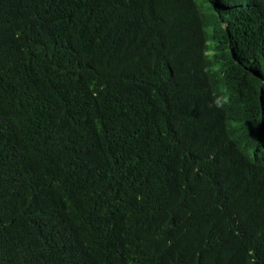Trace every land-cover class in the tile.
<instances>
[{
  "label": "trees",
  "instance_id": "1",
  "mask_svg": "<svg viewBox=\"0 0 264 264\" xmlns=\"http://www.w3.org/2000/svg\"><path fill=\"white\" fill-rule=\"evenodd\" d=\"M197 1L0 0V264H264V0Z\"/></svg>",
  "mask_w": 264,
  "mask_h": 264
},
{
  "label": "clouds",
  "instance_id": "2",
  "mask_svg": "<svg viewBox=\"0 0 264 264\" xmlns=\"http://www.w3.org/2000/svg\"><path fill=\"white\" fill-rule=\"evenodd\" d=\"M245 2L248 4L250 2V0H245ZM205 3H207L205 0H198L197 1L198 6L204 5ZM228 4L231 5V3H228ZM211 46H214V44L208 45L207 47H211ZM214 48H215V46H214ZM205 50H206V48H205ZM215 50H216V48H215ZM183 58L184 57H182L178 60H173L169 56V58H168L170 60L169 62H165L162 60V70H167L169 77L173 81H178L180 71L183 68L181 66ZM179 85H180V83H179ZM236 104H238V105L236 106ZM236 104L234 105V109L239 108L241 111L244 110V108L242 106H240L243 104L242 102H238ZM178 106H179L178 97L177 98H165L164 103H160L157 108L152 107L149 111L146 110L145 115H142L138 111V109H136L135 112H130V113L135 114L136 117L140 120L141 124L144 127H150V125L152 123H154L155 125L156 124L171 125L178 118V116H177ZM153 111H157V112L155 113ZM122 127H124L122 115L118 114V129H121ZM242 139H244V136L240 137L237 141L242 140ZM252 141H253V139H251V142ZM257 144L260 145V140L257 141Z\"/></svg>",
  "mask_w": 264,
  "mask_h": 264
},
{
  "label": "rangeland",
  "instance_id": "3",
  "mask_svg": "<svg viewBox=\"0 0 264 264\" xmlns=\"http://www.w3.org/2000/svg\"><path fill=\"white\" fill-rule=\"evenodd\" d=\"M206 51H207L208 53L214 55L216 50H215L214 46H211V47H206ZM237 105H238V104H236V106H237Z\"/></svg>",
  "mask_w": 264,
  "mask_h": 264
},
{
  "label": "bare ground",
  "instance_id": "4",
  "mask_svg": "<svg viewBox=\"0 0 264 264\" xmlns=\"http://www.w3.org/2000/svg\"><path fill=\"white\" fill-rule=\"evenodd\" d=\"M244 6L243 7H247V3L245 1L241 2ZM232 6H235L233 3L231 4ZM237 5V4H236Z\"/></svg>",
  "mask_w": 264,
  "mask_h": 264
}]
</instances>
